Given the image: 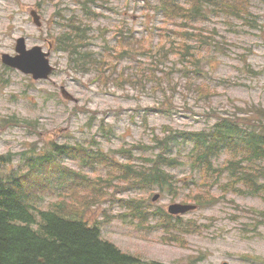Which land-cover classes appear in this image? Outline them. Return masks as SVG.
<instances>
[{
    "label": "rangeland",
    "instance_id": "obj_1",
    "mask_svg": "<svg viewBox=\"0 0 264 264\" xmlns=\"http://www.w3.org/2000/svg\"><path fill=\"white\" fill-rule=\"evenodd\" d=\"M33 2L0 0V52L9 49L13 39L22 34L29 36L30 44L46 48L51 41L56 71L53 83L35 80L34 84L20 73L8 72L0 65V122L11 116L17 120L32 117L35 125L42 116L40 134H28L24 127L0 128V160L7 158L11 151L30 146L32 141H40L39 146L53 141H81L90 145L93 139L113 158H122L115 150L123 145L142 141L155 146L153 128L159 134L165 124L174 127L175 132L198 130L216 121L217 118L207 113L230 111L239 116L253 114L252 117L257 118L259 115L250 107H264V0H241V16L215 13L212 0H64L60 5L72 10L83 24L87 22L86 15L90 16L88 22L94 28L91 34L96 36L92 49L103 53L105 46L115 47L119 41H127L122 47L107 52L102 57L104 63L92 68L87 75L76 73L69 66L68 56L59 54L56 42L63 31L57 24L58 5H44V24L37 29L23 11L13 9L14 4ZM196 5L208 10V14L196 11ZM13 14L15 18L11 19ZM254 16L258 20L255 26ZM242 18L244 21L240 20ZM122 22H127V31H133L138 37L118 40L115 30ZM202 33L209 34L213 41L210 38L202 41L198 36ZM193 48L197 49L194 54ZM121 52L123 54L118 55ZM182 56L185 57L181 60ZM8 77L12 85L6 87ZM128 77L130 81H123ZM97 79L112 82L105 88L95 81ZM119 81H122L121 87L116 85ZM61 85L78 98L77 103L62 98ZM155 86L167 89V94ZM13 95L18 102H10ZM46 98L50 100L47 102ZM76 105H85L97 114L98 119L90 128L87 122L91 115L73 113ZM103 117L104 128L101 127ZM180 145L175 144L173 151ZM160 151L161 148L155 146L151 155ZM225 157L227 154H223L222 161ZM2 162V171L8 173L18 160ZM64 162L80 168L78 161L66 156ZM84 170L91 175L107 174V168L101 166L94 171L88 167ZM172 171L182 194H186L189 187L183 183L191 176L190 163ZM126 178L120 196L135 199V203H139L136 210L129 205L122 206L114 197L83 214L91 225L107 213L119 215L112 223L102 225L104 239L125 252L134 250L133 254L167 263L177 257L191 256L204 258L202 264H221L226 259L232 264H264V223L258 224L257 232L246 230L256 223L246 215L248 211L253 209L259 218H264L263 199L233 192L221 199L222 193L216 187L217 201L176 217L169 215L167 209L169 204L181 201L180 197L174 200L171 193H165L153 202L152 196L157 190L150 189L145 180L137 182L135 175L129 174ZM193 188L205 194L197 184ZM91 195L88 191L87 196ZM54 200L57 196H48L45 203ZM147 200L154 208H160L158 216H153L152 210L143 205ZM146 219L174 230H188L184 239L189 245L180 248L158 243L162 230L134 238L128 225ZM247 234L252 236L247 237Z\"/></svg>",
    "mask_w": 264,
    "mask_h": 264
},
{
    "label": "trees",
    "instance_id": "obj_2",
    "mask_svg": "<svg viewBox=\"0 0 264 264\" xmlns=\"http://www.w3.org/2000/svg\"><path fill=\"white\" fill-rule=\"evenodd\" d=\"M212 6L218 14L242 15L241 0H212ZM240 20L244 21L243 18ZM213 33L218 31L213 30ZM198 36L202 41L206 38L212 40L209 34ZM67 44L70 67L82 74L88 73L95 59L83 54L82 47L74 42L67 41ZM97 63L104 62L98 60ZM130 80L128 77L123 81ZM97 81L105 88L110 82ZM116 85L121 87L122 81ZM250 108H254L259 117L253 118V114L239 116L230 111L210 112L207 116L217 118L216 121L198 130L175 132L174 127L165 124L159 134L153 128L152 139L161 151L152 155L151 149L155 146L142 141L116 149L115 152L122 154V158L117 159L103 150L96 139L90 145L81 141H53L44 142L42 146L36 142L32 150L22 151L15 172L3 175L0 163V264H159L142 261L121 251L102 237L99 224L91 225L83 214L115 198L116 202L127 207L129 200L120 196L123 192L121 185L131 168L138 171L137 182L145 180L149 188L169 189L173 194H179L177 184L163 183L174 179L166 166H182L184 163H190L191 181L207 190V194L196 196L201 205L217 201L212 192L215 186L224 194L233 191L264 197V107ZM238 110L248 111L245 108ZM77 112L91 115L87 122L89 128L98 119L94 110L85 105H76L73 113ZM41 125V116L35 125L25 123L31 132L37 134H40ZM101 127H105V117ZM175 144L181 145L173 151ZM223 154L227 157L222 161ZM65 156L78 161L80 168L65 164ZM145 163L156 166L135 168L136 164ZM98 166L107 168V174L91 175L84 170L85 167L92 170ZM155 181L162 184H155ZM88 191L92 192L90 197ZM47 196H57V200L44 207ZM117 218H120L118 214L107 213L101 223ZM160 225L165 228L169 241L185 244L183 235L188 230L174 232L171 226ZM170 232L179 237H169Z\"/></svg>",
    "mask_w": 264,
    "mask_h": 264
},
{
    "label": "water",
    "instance_id": "obj_3",
    "mask_svg": "<svg viewBox=\"0 0 264 264\" xmlns=\"http://www.w3.org/2000/svg\"><path fill=\"white\" fill-rule=\"evenodd\" d=\"M18 51L21 52V54L17 56L5 54L4 61L10 65L20 67L26 72L34 73L35 77H48L53 71L54 67L50 64L49 60L46 58V54L41 51L40 47H35L27 51L22 40V42L19 43ZM62 91L65 97L73 98L65 87H62ZM158 197V195L155 196L154 200L158 199ZM194 208H196V206L174 204L170 207V211L173 213H180Z\"/></svg>",
    "mask_w": 264,
    "mask_h": 264
},
{
    "label": "flooded vegetation",
    "instance_id": "obj_4",
    "mask_svg": "<svg viewBox=\"0 0 264 264\" xmlns=\"http://www.w3.org/2000/svg\"><path fill=\"white\" fill-rule=\"evenodd\" d=\"M64 0H34L33 3L30 4H20L18 5V10H21L24 12L26 18L28 21L34 26L35 29H37V22H39L40 18H43L44 15V5H51V6H56L58 5L59 9L57 11V18L60 20L61 18L64 17L65 11L68 10L67 7L61 6L60 4ZM36 22V23H35ZM59 28L61 29V26L59 25ZM20 36H24L27 40L28 47L31 48L34 44H30L29 36L26 34L19 35L18 37L13 39V45L5 50L6 52L9 53H15L16 50V42L18 39H20ZM63 36V34H62ZM2 51L1 53L5 52ZM52 55V53H51ZM1 63V61H0ZM6 67V66H5ZM11 69L10 67H6ZM157 209V208H156ZM178 263H189V264H202V260H197L195 258H192L191 256L189 257H177L172 260V264H178Z\"/></svg>",
    "mask_w": 264,
    "mask_h": 264
}]
</instances>
